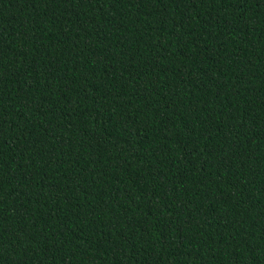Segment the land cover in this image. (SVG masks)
<instances>
[{
    "label": "trees",
    "instance_id": "obj_1",
    "mask_svg": "<svg viewBox=\"0 0 264 264\" xmlns=\"http://www.w3.org/2000/svg\"><path fill=\"white\" fill-rule=\"evenodd\" d=\"M0 264H264V0H0Z\"/></svg>",
    "mask_w": 264,
    "mask_h": 264
}]
</instances>
